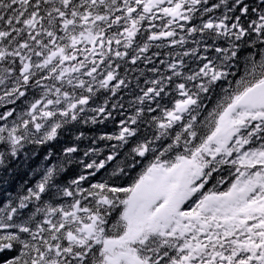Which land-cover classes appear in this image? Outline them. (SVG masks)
Returning a JSON list of instances; mask_svg holds the SVG:
<instances>
[{
    "label": "snow or ice",
    "instance_id": "1",
    "mask_svg": "<svg viewBox=\"0 0 264 264\" xmlns=\"http://www.w3.org/2000/svg\"><path fill=\"white\" fill-rule=\"evenodd\" d=\"M28 144L0 264H264V0H0V171Z\"/></svg>",
    "mask_w": 264,
    "mask_h": 264
},
{
    "label": "trees",
    "instance_id": "2",
    "mask_svg": "<svg viewBox=\"0 0 264 264\" xmlns=\"http://www.w3.org/2000/svg\"><path fill=\"white\" fill-rule=\"evenodd\" d=\"M151 51L153 52L158 51L163 54L167 51V49L164 47H161L159 49L153 48ZM160 59H166V57L164 55H161ZM153 62L156 63L157 65L159 63L158 60H154ZM125 69H128L127 79L130 83H129V87L120 93V97L118 99L123 100L125 104V109H127L129 106V103L133 101L134 99L133 93H139V88L136 87L137 81H139V84L143 86L144 79H146L147 76L140 75L142 70L146 72V66L143 65L142 63L136 66H131L128 64L122 65V67L118 70L121 76L125 75ZM236 79H239V76H237ZM215 92H216V95L211 98V103L208 104L209 108H211L215 104L217 97L221 93V89L217 88ZM102 100H103V97H101V102ZM113 115L116 119H119V117L116 116V113H114ZM107 128L109 131L112 130L113 125L111 124V122L107 125ZM100 147L105 148V145L101 144ZM42 148L43 146H36V145H31V144L25 145V148L20 151L19 156L11 161V163L9 164L8 170L0 171V200H4L5 202H7V197H10V196L14 197L20 191V185L25 184L26 182L35 183V179H38L39 177H36L35 179H33L30 175L31 169L27 165H25L23 161H25V159L30 157L33 152L36 153V157L41 156ZM105 155H107L106 150L101 154L100 158H103ZM36 157H32V159L29 161V163L32 164V167H35L36 163H38V160L36 159ZM150 159L151 157H149V160ZM149 160H145L143 162L144 165H146L149 162ZM6 163L8 162L6 161ZM110 170H111V167L106 168L103 171H100L98 175H96L95 180L98 181V180H101L102 178H105L106 173L109 172ZM80 171H82L81 168H74L73 166H69V168L66 169L64 181L65 182L70 181L71 179L74 178L75 174ZM139 171H140V168H137L136 172H133L131 175L134 177L136 173ZM5 178L7 179V182H5ZM127 182L129 181H125V180L120 181V183H123V184H126ZM213 183H215V181H213ZM86 186L87 185H85V187ZM211 187H212V184L207 185V188H211ZM207 188L205 190H207ZM67 199L70 200L71 198H67Z\"/></svg>",
    "mask_w": 264,
    "mask_h": 264
}]
</instances>
